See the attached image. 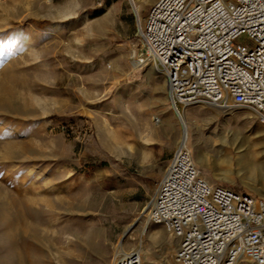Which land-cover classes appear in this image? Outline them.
<instances>
[{
    "label": "rangeland",
    "instance_id": "1",
    "mask_svg": "<svg viewBox=\"0 0 264 264\" xmlns=\"http://www.w3.org/2000/svg\"><path fill=\"white\" fill-rule=\"evenodd\" d=\"M156 1L0 0V264H111L138 248L173 264L176 239L146 219L182 139L173 110L209 184L264 199L254 113L195 104L185 119L160 71L134 66Z\"/></svg>",
    "mask_w": 264,
    "mask_h": 264
},
{
    "label": "built area",
    "instance_id": "2",
    "mask_svg": "<svg viewBox=\"0 0 264 264\" xmlns=\"http://www.w3.org/2000/svg\"><path fill=\"white\" fill-rule=\"evenodd\" d=\"M138 35V61H153L181 114L195 104L247 109L264 125V0H157ZM149 204L147 222L177 241L173 264H264V199L209 184L186 136ZM111 264L143 261L133 250Z\"/></svg>",
    "mask_w": 264,
    "mask_h": 264
},
{
    "label": "bare ground",
    "instance_id": "3",
    "mask_svg": "<svg viewBox=\"0 0 264 264\" xmlns=\"http://www.w3.org/2000/svg\"><path fill=\"white\" fill-rule=\"evenodd\" d=\"M135 1L136 0H133V3L132 2H130V4H131V7L133 8V9H135V7H136V5H135ZM137 22H138V24L140 23V19L139 18H137ZM133 57V56H132ZM135 61H134V66L135 67H143L146 63V66H148V72L149 73H155L156 71H157V68H156V66L154 65V63H153V61H151V60H147V61H142V62H139L138 61V59L136 58V54H135ZM168 101H169V97H168ZM174 111V115H175V117L178 119V121L180 122V124H181V126H182V130H183V134H182V139H180V141H182V140H184L185 139V136H187L188 135V125H187V123L186 122H183L182 120H181V116L177 113V111H175V110H173ZM230 111V110H229ZM183 117L186 119V113L185 112H183ZM256 156V155H255ZM258 156V155H257ZM253 157V156H252ZM253 158H251V160H252ZM255 160V159H254ZM264 169V168H263ZM148 213V212H147ZM147 215V214H146ZM146 227V226H145ZM155 233H154V238H159V233L157 232V231H154ZM137 252L139 253V255L141 256V258H142V261L143 262H145V261H151L152 260V254L151 253H149V252H147V253H145L144 254V256H143V254H142V250L140 249V248H138L137 249ZM119 255H125L126 253L125 252H123V251H119V253H118Z\"/></svg>",
    "mask_w": 264,
    "mask_h": 264
},
{
    "label": "snow or ice",
    "instance_id": "4",
    "mask_svg": "<svg viewBox=\"0 0 264 264\" xmlns=\"http://www.w3.org/2000/svg\"><path fill=\"white\" fill-rule=\"evenodd\" d=\"M0 175H2V174H0Z\"/></svg>",
    "mask_w": 264,
    "mask_h": 264
}]
</instances>
